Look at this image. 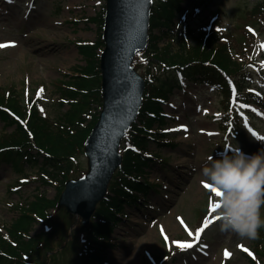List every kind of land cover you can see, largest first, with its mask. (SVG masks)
<instances>
[{
    "label": "rangeland",
    "instance_id": "1",
    "mask_svg": "<svg viewBox=\"0 0 264 264\" xmlns=\"http://www.w3.org/2000/svg\"><path fill=\"white\" fill-rule=\"evenodd\" d=\"M257 2L185 0L186 12L181 14L190 25L192 43L197 42L196 37L201 32L212 29L209 23H214L213 18L217 16L225 30L233 34L238 49L243 50L242 40L247 38L242 27L248 22L255 25L260 31L255 32L258 45L252 54L254 63L262 69L256 67L250 85L252 89L264 91V48L260 47L264 44V29L250 17ZM105 4L106 0H0V44L14 45L0 48V89L5 93L8 89L15 91L24 101L30 99V95L43 96L49 117L60 119L59 115H63L69 105L57 103L59 83L86 64L78 51L79 43L100 40L99 14ZM178 23L180 36L185 27L183 20ZM174 36L178 38L176 32ZM169 37L171 39V36L162 38L160 44ZM169 96L171 102L164 108L168 114L164 133L181 144L174 148L164 145L159 155L160 161L166 159V163L151 160L147 165L150 172L143 177L154 181L156 188L142 197L146 205L142 202L140 206H124L129 215L110 233L118 244L107 247L100 254L111 264H256L243 249L259 248L256 242L263 227L258 230L256 239L240 238L234 233L221 232L220 221L215 219L217 211L209 210L208 226L198 241L194 237L204 226H198L201 213L209 209L210 201L215 203L218 199L203 186L202 166L209 157L220 159L222 152L228 151L231 155L232 147L237 146L250 155L264 149V139L258 138L264 137V109L241 107L240 134L235 135L219 128L224 107L217 90L204 84H192L186 91L175 89ZM100 110V105L95 103L92 111ZM89 121L85 118L84 124ZM12 130V126H5L0 115V139ZM156 148L157 144L150 142L148 149ZM75 158L71 174L77 178L81 170H88V158L84 149L77 151ZM18 166L21 172L15 171L9 162L0 164V226L3 230L19 216V209L14 204L33 200L38 193L55 200L59 193L57 181H44L41 171L31 166L24 155ZM63 210L59 208L57 212L56 221L62 226L55 235L45 233L46 225L41 220H37L32 228V234L47 235V244L37 251L40 264L83 262V256L79 255L81 240L72 234L80 224V216L68 213L67 223L63 219ZM261 212L264 218V208ZM177 242L192 243L193 246L182 248ZM49 246L52 249H48ZM173 249L176 252H171ZM226 250L230 253L228 257L224 255ZM171 253L173 255L164 261Z\"/></svg>",
    "mask_w": 264,
    "mask_h": 264
},
{
    "label": "trees",
    "instance_id": "2",
    "mask_svg": "<svg viewBox=\"0 0 264 264\" xmlns=\"http://www.w3.org/2000/svg\"><path fill=\"white\" fill-rule=\"evenodd\" d=\"M181 1L156 0L151 15L152 29L162 28L166 25L170 28V23L175 22L177 12L182 9ZM252 11L251 19L256 20L264 29V0L254 5ZM102 20L104 21L103 18ZM249 23L242 27L247 38L242 40L245 45L243 50L238 49L233 34L229 33L228 41H220L213 32L211 36L196 37L197 42L189 46L178 37L176 42L169 41L163 48L159 45V35L152 36L150 48L154 53L147 60H153V64L159 65L161 72L156 75L151 69L152 65L149 67L148 73L153 74L146 77L148 87H146L142 106V124L136 126L132 131L135 146L130 147L123 155V163L120 165L115 182L111 185L112 194L108 195L100 204L89 226L80 222L72 232L73 236L77 237L82 231L87 233L88 243L85 242L83 247L81 246L84 255V262L81 264H95L93 259L101 258L98 250H96L97 253L94 250L100 245L98 237L103 233L108 220L112 217L117 201L122 194L126 193L124 186L130 183L127 177H130L135 170H139L141 167L140 164L144 156L140 152L146 151L150 145L149 140L157 137L149 130L156 123H159L160 127L164 125L163 102H167L168 96L174 91L173 89L182 87L185 82L187 84L190 81L200 83L203 79L211 85L216 84L225 98L229 100L231 85L234 83L238 87L239 102L249 100L264 106V94H260L255 99L256 93L249 91L247 85L251 78L250 75H252L250 71L253 62L252 52L257 44L256 34L251 32L252 26L255 25ZM101 45L102 42H97L94 45L81 44L79 46V51L86 58L87 64L81 69V75L64 80L67 87L62 86L61 90L62 94L67 97L69 108L63 115H59L60 119L57 124L60 126L53 124L48 117L41 116L36 105L26 112L21 101L13 96H9L8 99L3 93H0V115L6 126H14V131L0 139V163L7 161L13 164L16 171L21 172L22 169L18 166V161H21L22 155H24L25 160L31 166L38 167L48 177L60 181V187L65 186L66 179L72 175L71 171H74L75 160L72 157L75 158L76 152L83 149L86 135L93 126L91 122L88 126L82 127L81 119L85 121L84 114L88 109H91L95 100L99 103L101 101L102 96L99 89L101 72L97 56V49ZM139 58L142 59L141 55ZM142 60H138L137 63L140 64ZM159 63L171 65L173 68L164 67ZM225 120L227 123L231 122L233 128L239 123L238 115L235 116L233 113L227 114ZM139 185L141 191L149 193L154 183L146 181ZM58 198L57 196L56 200H52L46 194H37L34 200L21 207L19 216L12 221L7 234L0 231V264L41 263L39 260L36 262L37 251L47 244V235L36 234L33 236L30 231L36 222L35 216L45 217L49 210L56 206ZM136 202L140 206L139 201ZM58 209L55 215L48 213L51 224V230L48 233L52 235H55L54 233L58 232L62 226L60 221H56ZM63 213L65 215H63V219L67 222L68 212L63 210ZM100 219L103 221L99 222ZM105 235L104 239L109 240L108 235ZM262 241L259 240L260 243ZM105 245L104 243L103 246ZM109 245H113V243ZM48 249H52V247L49 246ZM260 253H263L264 263V252Z\"/></svg>",
    "mask_w": 264,
    "mask_h": 264
},
{
    "label": "water",
    "instance_id": "3",
    "mask_svg": "<svg viewBox=\"0 0 264 264\" xmlns=\"http://www.w3.org/2000/svg\"><path fill=\"white\" fill-rule=\"evenodd\" d=\"M150 4L151 0H108L107 46L102 57L105 108L86 142L91 170L77 181L69 180L58 201L69 212L80 213L87 223L117 169L118 144L142 103L145 81L131 63L147 44Z\"/></svg>",
    "mask_w": 264,
    "mask_h": 264
},
{
    "label": "clouds",
    "instance_id": "4",
    "mask_svg": "<svg viewBox=\"0 0 264 264\" xmlns=\"http://www.w3.org/2000/svg\"><path fill=\"white\" fill-rule=\"evenodd\" d=\"M220 153V159L209 157L202 166L204 183L219 190L216 215L220 231L249 240L258 237L264 227V149L247 155L237 146Z\"/></svg>",
    "mask_w": 264,
    "mask_h": 264
},
{
    "label": "snow or ice",
    "instance_id": "5",
    "mask_svg": "<svg viewBox=\"0 0 264 264\" xmlns=\"http://www.w3.org/2000/svg\"><path fill=\"white\" fill-rule=\"evenodd\" d=\"M7 46H14V45L0 44V48H2V47H7ZM260 47L264 48V44L260 45ZM41 91H42V90H41ZM253 135H256V133H253ZM258 138H259V139H264V137H258ZM203 186H204L206 189H210L211 192L214 194V196L217 197V198L220 197V196L222 195V193H220L219 190L213 188V187H212L211 185H209V184L204 183ZM219 207H220V205H219L217 202L213 203V202L210 201V204H209V210H210V212L215 213ZM215 219L218 220L219 217L216 216ZM208 224H209V221H208V220H205V221H204V226L196 231V233H195V237H194L195 240H197V241L199 240L201 232L204 231V228H206V227L208 226ZM162 231H163V229H162ZM189 235L191 236V235H193V234H192L191 232H189ZM165 238L167 239V237H165ZM177 246L182 247V248H183V247H192L193 244H192V243H183V244H181V243L177 242ZM243 250L246 251V252L248 251V249H246V248H244ZM224 255H225V257H228V256L230 255V253L226 250L225 253H224ZM249 255H251V253H249Z\"/></svg>",
    "mask_w": 264,
    "mask_h": 264
}]
</instances>
